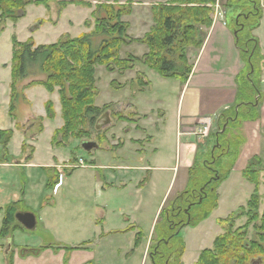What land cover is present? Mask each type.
<instances>
[{
    "label": "crops",
    "instance_id": "1",
    "mask_svg": "<svg viewBox=\"0 0 264 264\" xmlns=\"http://www.w3.org/2000/svg\"><path fill=\"white\" fill-rule=\"evenodd\" d=\"M261 5L262 19L260 25L253 30L263 54L261 73L255 77L260 80L262 92V100L258 105L259 116L256 120L240 118L232 122L233 126L238 123V126L233 127L237 134H233L241 136L244 142V146L239 147V155H235L236 164L244 154H248L250 159L258 157L262 161L261 165L249 164L248 167L258 169L260 173L264 160L259 155H254V151L248 150H252L250 148L253 145L264 143V0H261ZM238 12L239 8L231 6L230 0L216 1L212 25L208 29L203 28L205 37L202 46H191L187 50L192 72L186 82L175 78H159V74H148L143 68L137 71L146 75L149 85L140 90L133 86L132 80L137 74L134 70L125 73L122 86L111 82L109 87L112 95L104 104L116 105L122 99L123 103H128L129 111L139 116L137 122L119 121L120 123L106 128L105 146L99 145L95 150L89 151L90 157L84 156L86 165L77 168L90 170L89 174L77 181V190L89 196L84 195L77 211L72 210L69 214L73 228L77 231L97 230L96 241L89 245L81 241L73 246L58 243L41 246V249L33 247L31 250L35 251H29L25 255H21L16 249L13 264H67L66 249L71 248L77 260L70 264H131L134 257L137 264H152L151 259L147 261L148 246L155 239L153 235L162 210L177 196L173 198L169 194L173 182L182 173V183L187 188L192 165L195 162L203 163L211 155L222 112L237 103V80L247 70L230 25ZM4 65V68H8L9 64L6 62ZM2 69L0 67V71ZM11 82L12 70L7 69L6 77L0 78V130H13L8 150L16 160L12 163H0V207L18 201L21 212H28L22 209L23 205L34 199L36 190L41 188L42 193L50 191L46 189L47 176L43 173L35 177L34 170L41 171L43 167L57 168L64 165V162H69L70 157L62 150L68 146L57 147L52 143L55 131L64 125L63 117L62 120L60 118L62 106L58 88L49 92L43 85L25 88L21 82L25 100H18L15 119H12L9 115ZM35 93L39 94V98L34 96ZM48 101L54 104V119L47 117L45 104ZM34 106H37L38 111H35ZM38 117L44 118V129L40 133L35 131L37 125L33 120ZM56 118L59 119L53 125ZM30 120L32 129L28 132L18 126L20 124L24 127ZM201 124L209 126L207 138L196 134V129ZM250 124H257L258 129L249 136L245 131V136L241 128L245 129ZM46 137L49 141H46V153L42 154V139ZM26 142L35 148L30 161L26 160L28 153L22 149ZM69 145L75 144L71 142ZM230 156L223 157L224 167ZM99 170L104 171L100 174L97 173ZM65 184L66 176L63 174L61 186ZM89 199L94 203L91 209L87 208ZM37 206L40 208V204ZM95 210L100 211L101 219L94 217ZM35 216L38 221L36 214ZM207 219L195 228H202ZM40 220L44 225H49L46 223L48 219L46 221L42 217ZM1 223L2 211L0 226ZM138 232L142 233V238L136 245ZM5 263H2L0 248V264Z\"/></svg>",
    "mask_w": 264,
    "mask_h": 264
},
{
    "label": "trees",
    "instance_id": "2",
    "mask_svg": "<svg viewBox=\"0 0 264 264\" xmlns=\"http://www.w3.org/2000/svg\"><path fill=\"white\" fill-rule=\"evenodd\" d=\"M110 1L99 3L94 8L92 12L93 18H96L94 28L79 37L64 35L56 43L42 45H36L32 39L21 42L15 36L12 38L10 116L15 118L18 100H25L24 88L21 91L19 84L35 70L46 74L45 80L35 83L43 85L49 92H54L56 87H59L64 119V125L54 133L52 142L55 146L64 143L66 145L70 138L81 139L83 136L92 135V128L97 123L96 126H99V121L102 122L103 118L107 117V111L112 104L96 105V98L100 94L96 85V71L99 65L105 66L110 72L117 71L124 74L133 70L137 63H141L164 78H175L183 83L186 82L192 72L187 50L191 46L196 48L202 46L205 37L203 28L208 29L212 25L213 6L217 0H169L152 5L154 24L143 38L129 36V23L123 20V16L132 12L130 6L132 0H127L129 4H121L120 0ZM75 2L92 6L90 2ZM31 3L48 5V0H0V17L3 23L5 20L17 21L24 17L25 8ZM68 3L61 1L60 6ZM230 5L239 8V12L230 25L235 33L236 46L247 64V70L237 80V103L229 110L222 112L220 116L219 130L212 146L213 150L210 151V157L203 163L195 162L192 165L187 188L172 199L161 212L160 220L155 227V233L159 235V238L149 249L152 264H183L185 242L180 231L187 225L195 227L218 207L217 182L212 183L213 186L208 193H206V182L213 179L211 176L213 173L216 174L213 166L222 167L224 156L238 155L239 147L243 143L242 138V141L240 140L235 146V153H231L234 145L227 138L230 134L229 125L240 118L256 120L259 116L258 105L262 100L260 86L250 87L245 81L244 87L249 88L245 90L241 85L244 77L248 81L255 80V77L261 73L262 49L259 40L253 34V30L260 25L263 15L261 0H230ZM86 25L90 27V20L86 22ZM98 36H103V38L99 41ZM135 42L145 44L147 52L142 57L131 53L122 57L120 54L122 46ZM132 81L133 86L138 90L149 85L148 79L143 77L141 72H137L136 78ZM257 81L260 85V80ZM112 83L122 86L115 81ZM256 96H258L257 100ZM241 109L244 110L241 112ZM46 111L48 118H55L56 113L52 101L46 102ZM132 114H134L133 117L123 114H116V117L118 121L137 122L139 115L135 112ZM105 121L108 123L107 119ZM225 126L226 129L223 130ZM42 129L43 126L40 123L38 131ZM106 131L105 129L97 134L101 144L107 142ZM12 136L13 130H0V163H12L16 160L8 151ZM100 143L97 142L98 145H101ZM22 149L23 152L26 151V143L23 144ZM31 151L33 152V149ZM31 158L30 154L26 160L29 161ZM255 159L259 163L262 162L258 157ZM53 168L43 167L42 169L45 172H51L55 171ZM195 172L201 174L202 181H205L200 186ZM243 176L254 184V192L246 206H242L226 218L218 219L223 233L215 238L211 248L200 252L196 264H253L255 261L264 264V212L261 216L259 215L260 170L248 167L243 171ZM58 177L56 176V181H53L50 186L49 182H46V189L52 190L59 181ZM195 182L198 183L191 191ZM197 192H199L198 195ZM188 199L198 200L194 204L197 205L195 208L201 212L200 216H190L189 220L176 219L177 214L187 206ZM19 204L17 201L1 208L4 211L1 235L9 233V225L15 222L16 212L21 211ZM244 215L248 216L247 222L234 229L235 220ZM252 223L255 225L256 235L249 240L248 227ZM18 227L20 226L15 228ZM141 238L142 233L138 232L136 245ZM172 256L173 262L170 263L168 259L170 260Z\"/></svg>",
    "mask_w": 264,
    "mask_h": 264
},
{
    "label": "rangeland",
    "instance_id": "3",
    "mask_svg": "<svg viewBox=\"0 0 264 264\" xmlns=\"http://www.w3.org/2000/svg\"><path fill=\"white\" fill-rule=\"evenodd\" d=\"M61 1L63 2L66 1L69 3L64 6H60ZM75 1L90 2L92 6L80 4ZM113 1L114 0H111L110 2ZM104 2H106V0H48V5L35 4V3L28 4L25 8L26 15L18 19L17 21L5 20V22L3 23V20L0 17V67L3 68L0 71V78L4 79L6 77L7 69L12 70L13 52H12L11 44H12L13 36L17 37V39L21 42H26L32 39V41H34L36 45L56 43L64 35H69L71 37H79L81 34L89 32L94 28L96 18H93L92 12L99 3H104ZM131 2L132 3L130 4V6L132 7V12L129 15L123 16V20L129 23V29H128L129 36H131L132 38H143L150 31L151 26L154 24L152 18L151 6L156 3L165 2V0H132ZM120 3L129 4L127 0H120ZM88 20H90V27L86 25V22ZM97 38L100 41L103 38V36H98ZM146 49L147 46L145 44L135 42L129 45L122 46L120 54L122 57H126L127 54L129 53L138 57H142L147 52ZM178 54L179 51L177 52V55ZM6 62H8L9 64L8 68H4L5 66L4 64ZM146 67L144 64L137 63L136 67L133 69L134 73H137L138 72L137 70L143 68L144 70L149 72L148 74L158 75V73H156L153 70L145 69ZM125 73L120 74L117 71L110 72L103 65L97 66L96 85L101 93L100 98L98 99V101H96L97 106L103 105L104 103L109 101L110 96L112 95V90L109 87L111 85V82L115 81V83L122 85L121 82H123V79H125L124 76ZM143 77L147 78L145 74H143ZM148 77L151 78L152 76L148 75ZM158 77L160 78L162 76L158 75ZM45 78H46V74L38 70H35L34 73L29 75L22 81L23 84L22 86L26 88L28 86L31 87L35 85H41L35 82L45 80ZM245 81L248 82L250 87L252 85L255 86L258 85V87L260 86L261 88V83L259 85L256 79L255 80L251 79L250 81H248L246 77L243 78L241 87H244ZM20 84L19 87L20 90L22 91ZM57 88L59 87H56V89ZM244 89L249 90V88L246 89L245 87ZM34 96L39 98L38 93H35ZM255 99L257 100L258 96H256ZM34 108L35 111H38L37 106H34ZM129 109L130 108L128 107V103L127 102L123 103L122 99L118 104L116 105L113 104L112 107L107 111L108 112L107 117L103 118L104 120L102 119L103 120L102 122L99 121L100 125L96 126L98 125L97 123L94 126V128H92V135L83 136V138L81 139L70 138L68 142H66V145L64 143L62 145L57 146V147L68 146L67 148H63L62 150L65 152V155H69L70 157L69 162L67 163L64 162L65 163L64 165L61 164L57 168L54 167L53 169H55V171H51V172H45L43 169L41 171L34 170L33 175L35 177L37 175L41 176L43 173L47 176L46 182H49V186L53 184V181H56L55 180L56 176H59L58 177L59 181H61V176L63 174L64 176H66V184L64 186H61L60 189L58 188L57 190L54 189L55 188L54 186L52 190L48 188L47 190L50 191L46 193H42V190H40L41 189L40 188L39 190L35 191L34 199L29 200V204L23 205L22 209L36 214L38 217V221L33 229H26L23 232L19 231L14 235V243L17 249L27 248L28 250L29 248H33V247H38V249H41L42 248L41 246H46L51 244L56 245L58 243L73 246V245H77L81 241H83L86 245H89L90 243L92 244L94 241H96V238L98 236V231L93 229L90 231H81V232L77 231V229L73 228L74 224H72L71 221L72 218L70 217L71 214H69V212H71L72 210L74 212L77 211V207L80 206L81 198L83 197L85 198V196L87 197L89 196L88 194H84L82 191L77 190V181L78 180L80 181L81 177L89 174L90 170L85 168L76 169L73 167H69V164H73L77 162V159H79L80 155H82V158H84V156L89 158L90 157L89 152H87L85 149L82 148L81 142L83 140H90L100 143L97 137L98 132H102L106 128L111 127V124L112 125H114V123L118 124L119 121L117 120L116 114H121V115L123 114L125 116L133 117L134 114H132L129 111ZM243 110L241 109V112ZM10 117L12 119H15L12 116ZM62 117L63 116L60 115L61 120ZM58 119L56 118L53 125L57 123ZM106 119L108 120V123H106L105 121ZM33 120H34V124L37 125L35 131L39 130L40 123L44 129V125H43L44 118L38 117ZM31 122L32 120L28 121L24 127L22 126L19 127L21 129L23 128V130L28 132L29 130L32 129ZM121 123L123 122L121 121ZM237 124L238 123L234 124V126H238ZM262 124L264 126V122ZM206 126L208 125L201 124V126L199 127L204 128ZM234 126L233 123H231L228 127L230 134L228 135L227 138L230 139L232 141V145H234L233 146L234 149L231 150L232 151L231 153H235V149H236L235 146L242 139L241 136L239 135L237 136L233 134L237 132V131L234 132L233 129ZM199 127H197L196 129V134L198 136L207 138V135L204 134L202 135L198 133ZM225 129L226 126L223 128V130ZM257 129H258L257 124H253V125L250 124L246 126L245 129L244 127L241 128V132L243 130L242 133L244 134L247 133L249 136L252 132L255 133ZM42 131H37V132L40 133ZM247 134L245 136H247ZM29 136H31V134H29ZM46 141L47 143L49 141L47 137L45 139H42V143L44 145L42 148V154L46 153V148H45ZM71 142L72 144L75 145H69ZM243 143L241 144V146H244ZM105 144L106 143H103L101 145L105 146ZM53 145L55 146L54 143ZM32 149L33 152L31 151ZM250 149L252 150H248V151H254V155H259L264 160V143L253 145L252 148ZM34 150L35 148L26 142V151L24 152L28 154L26 155L25 158L27 159V157L30 154L32 156ZM240 151H242V149H240ZM230 155L231 156L229 162H227L226 164V167L223 166L225 164L224 160L222 162L223 163L222 167L220 166L217 168L213 166L216 169V174L213 173V175H211L213 176V179L208 180L209 181L208 183L206 182L207 184L206 193H208L211 187L213 186V184L217 182L216 191L218 195V207L214 209L211 212V214L207 217L208 219L206 220L202 228L196 229L195 227H191L187 225L183 227L180 231V234L184 239L185 248H186V251L182 257V262L184 264H195L198 259V255L200 251L202 249L212 247L215 237L223 232V229L217 223V219L226 218L232 213L237 212L242 206H246L248 200L250 199V195L254 191V184H252L250 181H248L242 176V171L244 168H247L249 164L254 166L256 165L260 166L261 163L257 162L256 159L254 158L250 159L248 154L247 155L244 154L242 159H240V162L237 165L236 164L237 162L235 161L236 154H230ZM234 166L236 167L235 169ZM103 171L104 170H99L97 171V173L99 172L100 174H102ZM260 176L262 181H261L259 193L261 195L262 205L260 206L259 215L261 216L262 213L264 212V166H262L261 168ZM195 177L199 179L200 182L199 186L202 185L203 182H205L202 181L203 177L201 176V174H197L195 172ZM197 183L198 182H195L193 184L194 187L193 186L191 187L190 189L191 191L193 188H195V184ZM185 189L186 188H184V183H182V173H180L179 177L173 182L169 194L171 195V197L173 196L175 197L176 195L178 196V194L182 193V191H184ZM198 194L199 192H197V195ZM197 201L198 200L190 201L188 199L187 206L184 209H182L180 213L177 212L178 216L176 217V219L181 218V219L189 220L190 216L199 217L201 212L195 208L197 205L194 204V202ZM88 202L89 203H87V208L91 209V207H94L93 201H90L89 199ZM90 203L92 204L90 205ZM37 204H40V208L39 206H37ZM169 204L170 202L168 203V205ZM42 217L45 218L46 221L48 219V222L46 223L49 225L47 226L44 225V223L40 220L42 219ZM94 217L101 219L102 214L100 213V211L95 210ZM247 220H248V216L246 215L236 219L234 229L243 226L247 222ZM254 223H252L248 227L249 240L254 238L256 235V228ZM76 225L77 224L75 223V226ZM153 238L155 239L152 242H150L148 246V250H147L148 255H149V249L154 245V242L157 241L159 235L155 233V235H153ZM1 243L2 245H4L0 247L2 248L3 251L2 263H4L6 257L5 256L6 243L4 241H1ZM66 251H67V255H66L67 264H70L72 263V261L77 260V256L73 252L74 251L73 248H71L70 250L66 249ZM134 258L132 259L133 261L131 262V264H137L135 262L136 259ZM147 261H150L149 256L147 257ZM168 261L172 263L173 256L172 258H170V260L168 259ZM120 264H124V263L120 262ZM146 264H150V262Z\"/></svg>",
    "mask_w": 264,
    "mask_h": 264
},
{
    "label": "flooded vegetation",
    "instance_id": "4",
    "mask_svg": "<svg viewBox=\"0 0 264 264\" xmlns=\"http://www.w3.org/2000/svg\"><path fill=\"white\" fill-rule=\"evenodd\" d=\"M17 202V201H16ZM11 203H13V202H11ZM11 203H8V204H11ZM7 204V205H8ZM6 206V205H5ZM4 206H2V207H0V211H2V223H1V226H0V240L1 241H4L5 243H6V248H5V264H13V257H14V254H15V251H16V249H17V247H16V245H15V243H14V235L17 233V232H19V231H21V232H23V231H25L26 229H28V228H26L24 225H22L21 223H19V221L17 220V218H16V215H17V213L18 212H21V211H18V212H16V214H15V222L13 223V224H10L9 225V233H7V234H5L4 236L3 235H1V229H2V226H3V217H4V211L1 209V208H3ZM17 226H20V227H18V228H15V227H17ZM1 246H4V245H2V243H1ZM0 246V247H1ZM4 249V248H3ZM31 249H33V248H29L28 250H27V248L25 249V248H22V249H18V251H19V253L21 254V255H25L26 253H28L29 251H32ZM1 250H2V248H1ZM35 251V250H34ZM34 251H32V252H34ZM2 253H3V251H2ZM36 253V252H35Z\"/></svg>",
    "mask_w": 264,
    "mask_h": 264
},
{
    "label": "water",
    "instance_id": "5",
    "mask_svg": "<svg viewBox=\"0 0 264 264\" xmlns=\"http://www.w3.org/2000/svg\"><path fill=\"white\" fill-rule=\"evenodd\" d=\"M253 71V70H252ZM81 146L83 149H85L87 152L95 149L98 147V144L96 141H90V140H83L81 142ZM17 220L19 223L24 225L28 229H32L35 227L37 218L34 213L32 212H18L16 215ZM253 264H259L258 261L253 262Z\"/></svg>",
    "mask_w": 264,
    "mask_h": 264
},
{
    "label": "built area",
    "instance_id": "6",
    "mask_svg": "<svg viewBox=\"0 0 264 264\" xmlns=\"http://www.w3.org/2000/svg\"><path fill=\"white\" fill-rule=\"evenodd\" d=\"M217 14H218V11H217ZM208 126L202 128V127H199V131L198 133L200 134H204V135H207L208 134ZM86 163H85V160L83 158H79L78 162L75 163V164H69V167H73V168H77V167H83L85 166Z\"/></svg>",
    "mask_w": 264,
    "mask_h": 264
}]
</instances>
